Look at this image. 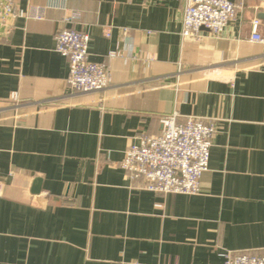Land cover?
Returning a JSON list of instances; mask_svg holds the SVG:
<instances>
[{
    "label": "crops",
    "instance_id": "1",
    "mask_svg": "<svg viewBox=\"0 0 264 264\" xmlns=\"http://www.w3.org/2000/svg\"><path fill=\"white\" fill-rule=\"evenodd\" d=\"M229 1L236 15L217 37H181L186 0H16L45 19L0 17V264L264 257V45L249 40L254 17L264 33V5ZM61 28L89 35L104 91L70 89ZM170 116L217 127L196 195L149 192L119 167Z\"/></svg>",
    "mask_w": 264,
    "mask_h": 264
},
{
    "label": "built area",
    "instance_id": "2",
    "mask_svg": "<svg viewBox=\"0 0 264 264\" xmlns=\"http://www.w3.org/2000/svg\"><path fill=\"white\" fill-rule=\"evenodd\" d=\"M264 5V0H241ZM14 0H3L0 17L15 20L17 17L44 20L45 10L30 7L15 12ZM236 6L229 0H186L181 15L182 38H199L202 32L217 37L228 23L235 18ZM74 15L64 18L71 23ZM251 42L264 45L261 21L254 17L251 22ZM109 37V31L105 32ZM89 35L71 28H61L54 35L55 52L67 58L69 70L66 82L71 90L80 94L104 91L110 77L105 63L88 60ZM119 51L109 55L119 57ZM160 134H144L136 144H131L123 154L119 167L130 179L141 178L143 189L155 194L196 195L200 193V180L208 170L210 148L216 133L213 120H200L193 116L183 124H177L175 117H162L159 120ZM1 192V184H0ZM223 264H264V257L244 253L223 252Z\"/></svg>",
    "mask_w": 264,
    "mask_h": 264
},
{
    "label": "trees",
    "instance_id": "3",
    "mask_svg": "<svg viewBox=\"0 0 264 264\" xmlns=\"http://www.w3.org/2000/svg\"><path fill=\"white\" fill-rule=\"evenodd\" d=\"M16 2V0H14Z\"/></svg>",
    "mask_w": 264,
    "mask_h": 264
}]
</instances>
